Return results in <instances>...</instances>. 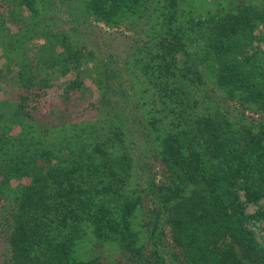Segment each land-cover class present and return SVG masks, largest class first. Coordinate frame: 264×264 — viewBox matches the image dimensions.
<instances>
[{"label": "trees", "instance_id": "trees-1", "mask_svg": "<svg viewBox=\"0 0 264 264\" xmlns=\"http://www.w3.org/2000/svg\"><path fill=\"white\" fill-rule=\"evenodd\" d=\"M17 5L29 14L10 36L60 49L38 58V78L37 63L20 66L22 102L0 115V198L12 203L2 264H264L251 229L264 222V0ZM93 22L133 37L99 54ZM86 58L97 72L93 117L26 110L50 86L48 69ZM83 87L74 78L66 90ZM94 245L121 258L105 262Z\"/></svg>", "mask_w": 264, "mask_h": 264}, {"label": "rangeland", "instance_id": "rangeland-1", "mask_svg": "<svg viewBox=\"0 0 264 264\" xmlns=\"http://www.w3.org/2000/svg\"><path fill=\"white\" fill-rule=\"evenodd\" d=\"M28 14V9L17 5V0H0V24L3 23L0 25V115L4 114L7 117L14 111L12 104L15 105L19 101L22 102L18 96L22 90H20L21 87L17 83L20 66L26 65L28 62L32 65L37 63L36 75L38 78L45 72L40 66L38 58L41 59L42 56L46 58L53 57L60 49L54 45L53 52L47 51L44 53L42 47L43 38L34 36L22 42L10 36L21 25L18 17L20 19L27 18ZM59 26L66 28L67 24H59ZM92 27L96 37H92L91 32L89 41L95 46V51L99 54L113 50L120 52L127 47L132 39L131 37H133L131 32L125 31L123 28H109L95 22L92 23ZM57 67H54V70H47L52 73L55 71L51 74L48 88L39 94L28 95V100L25 102L26 110L32 112L38 118L48 116L56 119L61 113L66 115L70 113L71 116L73 115L72 117H77L78 119L93 117L96 112L87 106L88 101L93 100L95 102L98 97L96 88L97 72L93 61L86 58L78 67L60 69V72ZM74 78H79L83 81L84 87L81 92H67L66 85ZM249 115L254 114L249 113ZM17 129L18 126H15L12 133H15ZM151 171L155 172L158 175L157 178H159V174L162 172L160 164L153 161ZM28 181L29 177H14L10 179L12 185H25ZM11 205L10 199L7 201L4 197L2 200L0 198V264L7 260L10 255V247L7 241L8 230L2 224L4 217L1 214L8 216L7 213L11 209ZM257 209L258 205L251 203L246 207L249 213H253ZM251 229L254 230L257 239L264 245V222L255 223V225L251 226ZM92 250L95 255L97 253L101 254V251H103L97 245H94ZM101 255H103L101 259L105 262H109L110 259L117 260L121 258L118 253L110 250L103 251ZM122 264L127 263L123 260Z\"/></svg>", "mask_w": 264, "mask_h": 264}]
</instances>
